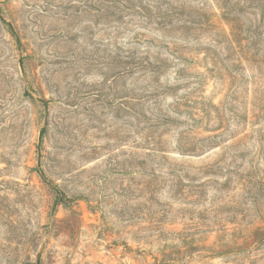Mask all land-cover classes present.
<instances>
[{"label":"rangeland","instance_id":"rangeland-1","mask_svg":"<svg viewBox=\"0 0 264 264\" xmlns=\"http://www.w3.org/2000/svg\"><path fill=\"white\" fill-rule=\"evenodd\" d=\"M0 264H264V0H0Z\"/></svg>","mask_w":264,"mask_h":264},{"label":"trees","instance_id":"trees-1","mask_svg":"<svg viewBox=\"0 0 264 264\" xmlns=\"http://www.w3.org/2000/svg\"><path fill=\"white\" fill-rule=\"evenodd\" d=\"M51 188H52V190H54L55 191V193H57L58 194V200L59 201H63V199H64V194H63V192L61 191V190H59L58 188H55L54 186H51ZM60 195V196H59ZM66 199V198H65Z\"/></svg>","mask_w":264,"mask_h":264}]
</instances>
